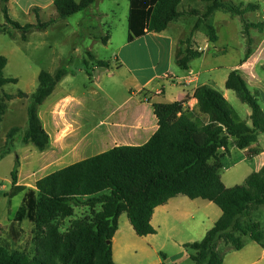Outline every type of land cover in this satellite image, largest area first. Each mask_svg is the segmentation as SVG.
<instances>
[{"label":"trees","instance_id":"obj_1","mask_svg":"<svg viewBox=\"0 0 264 264\" xmlns=\"http://www.w3.org/2000/svg\"><path fill=\"white\" fill-rule=\"evenodd\" d=\"M95 1L55 0L54 4L59 19H67L90 8ZM207 1L210 3L204 14L200 15L198 10L191 12L200 15L196 28L216 11L242 17L248 11L259 9L255 4ZM182 2L130 0L128 41L148 33L166 31L172 22L183 16L179 11ZM3 14L5 23H0V33L13 36V30L20 31L23 41H27L31 31L44 30L55 22L22 25L11 19L6 6ZM263 25L245 23L244 33H248L250 27L261 31ZM207 29L209 39L216 42L218 36L214 26L207 24ZM108 40L109 34L101 38L103 44ZM251 52L248 49L246 57ZM88 56L96 67L110 66L92 52H88ZM200 56V52L190 48L180 50L177 63L182 69H188L189 62ZM7 63V58L0 55V125L9 102L15 98L3 88L18 82L5 76ZM84 63L88 65L89 62L85 59ZM86 72L92 75L88 67ZM69 73L60 67L54 73L42 71L39 74L38 87L27 106V126L8 131L5 143L0 147V161L14 152L18 140L22 145L32 144L41 152L49 148L50 136L44 129L39 109ZM226 86L250 106L252 126L238 116L219 90L204 85L195 92V109L185 107L182 102L154 103L158 129L144 145L115 146L44 176L36 182L35 189L18 184L20 161L16 156L11 173L12 188L7 197L10 202L25 192L16 220H26L34 226L36 247L30 257L0 246V264H115L113 238L119 229L121 215L127 214L139 237L156 234L151 224L155 209L181 194L190 199L208 200L222 211V216L203 240L185 245L191 251L194 264H224V255L219 249L221 243L233 250H241L245 246L244 238L249 237L264 246V231L253 217V211L264 209V167L252 173L243 184L230 188L221 177L223 157L231 147L247 150L248 158L261 153L257 146L259 135L264 133L261 92L251 89L238 70L231 72ZM204 117L206 121H203ZM81 206L90 207L91 216L72 221L68 230L62 232L63 222ZM98 206L100 210L96 211Z\"/></svg>","mask_w":264,"mask_h":264},{"label":"crops","instance_id":"obj_2","mask_svg":"<svg viewBox=\"0 0 264 264\" xmlns=\"http://www.w3.org/2000/svg\"><path fill=\"white\" fill-rule=\"evenodd\" d=\"M223 1L235 5L255 4L259 9L248 11L242 17L216 11L196 28L200 15L204 14L210 2L183 0L179 6L183 16L172 22L166 31L148 33L132 42L128 41V32L123 46H134L125 56L116 57L119 62L116 70L111 66L99 68L92 64V75L87 74L89 84L84 86L83 92L73 90V76L70 73L66 75L39 109L44 129L50 136L49 148L40 152L44 159L40 160V166L47 171L46 176L115 146L144 145L158 129L153 104L182 102L185 107L195 109V92L204 85L219 90L238 116L252 126L250 106L228 89L226 82L231 72L238 70L251 89L261 92L260 103L264 110V25L261 31L250 27L248 33H244L245 23L264 24V0ZM0 2V11L3 13L6 6L11 19L22 25L54 20L51 27L66 21L59 19L55 0ZM97 3L98 0L93 5ZM91 7L86 10L91 11ZM193 10L201 14H192ZM129 11L130 6L128 17ZM95 13L105 20L101 25L107 24L106 20L112 14L116 15L113 10H104L100 6ZM207 24L216 29V42L209 39ZM101 38V35L91 37V49L95 43L101 42ZM111 41L109 33L107 44ZM187 48L200 52L201 56L191 60L188 69H182L177 63V55ZM248 49L252 52L246 57ZM115 91H121L122 95L113 97ZM202 119L207 120L206 117ZM257 146L261 153L250 158L247 150L236 147H231L223 157L221 177L226 187L243 184L252 173L264 167V133L259 135ZM213 205L208 200L178 195L155 209L151 224L156 234L140 238L149 241L153 250L160 251L164 257L160 264H194L191 251L185 245L203 240L220 219L222 211ZM125 214L121 215L119 229L113 238L115 264H125L133 250L144 251V248L136 246L139 236L127 214L123 220ZM253 217L264 231V209L253 211ZM163 235L166 241L161 242ZM246 238L241 250L226 246L230 254L224 258V264H264V246ZM167 246L173 250L171 257L163 253Z\"/></svg>","mask_w":264,"mask_h":264},{"label":"rangeland","instance_id":"obj_3","mask_svg":"<svg viewBox=\"0 0 264 264\" xmlns=\"http://www.w3.org/2000/svg\"><path fill=\"white\" fill-rule=\"evenodd\" d=\"M79 1V0H77ZM1 4V2H0ZM199 7V4H197ZM100 6L104 10H113L116 15H111L106 21L95 12ZM130 0H98L92 10H84L67 18L66 21L51 26L46 30L31 31L27 41H23L22 33L13 30V36L0 33V55L7 58L5 68L7 78L17 79V83H9L4 86V92L12 94L15 98L9 102V108L0 125V147L6 140L8 131L13 127L26 128L27 106L30 96L38 87V76L42 71L54 73L58 68H66L73 76V90L83 92L84 86L89 84L86 69L92 68V61L88 52H92L96 58L110 63V68L116 70L119 62L116 57L125 56L130 52V47L124 48L128 36V9ZM0 23H5L4 14L0 11ZM12 29V28H11ZM112 36L111 43L104 45L102 42L95 43L92 47L91 37L109 34ZM135 46L139 45L134 43ZM88 60V65L84 60ZM92 73V71L90 70ZM20 93L24 95L21 96ZM29 97H26V96ZM121 91H115L113 97L118 98ZM2 92H0V97ZM23 108L26 110L23 111ZM40 152L32 144L22 145L18 140L15 150L0 161V246L11 251H18L33 257L35 252V228L28 222H17L16 214L24 201L25 192L14 197L10 202L7 194L12 188L11 173L14 169L16 156L19 157V181L18 184L29 189H35L36 182L46 176V170L41 168ZM218 208L216 205H213ZM100 210L98 206L96 211ZM92 210L88 206L77 207L73 216L67 218L61 227L66 232L72 221L84 217H90ZM124 219L126 220L127 217ZM138 238V237H137ZM246 240L250 241L249 237ZM166 241L165 236L161 242ZM136 246L144 248L133 250L125 259V264H160L164 260L160 251L153 250L151 243L143 238L138 239ZM226 246L221 244L219 249L224 258L230 254ZM172 248L167 246L164 254L171 257ZM229 257H227L228 261Z\"/></svg>","mask_w":264,"mask_h":264},{"label":"water","instance_id":"obj_4","mask_svg":"<svg viewBox=\"0 0 264 264\" xmlns=\"http://www.w3.org/2000/svg\"><path fill=\"white\" fill-rule=\"evenodd\" d=\"M26 97H29L28 95Z\"/></svg>","mask_w":264,"mask_h":264}]
</instances>
